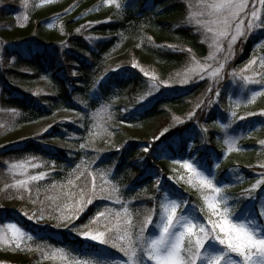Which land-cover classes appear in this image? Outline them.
<instances>
[{
    "label": "trees",
    "instance_id": "obj_1",
    "mask_svg": "<svg viewBox=\"0 0 264 264\" xmlns=\"http://www.w3.org/2000/svg\"><path fill=\"white\" fill-rule=\"evenodd\" d=\"M96 4L97 1L90 3L88 0H62L35 11L27 29H15V32H11V36L26 38L30 36V29L37 28L41 20L62 16L66 33L85 28L83 33L75 37L67 36L68 47L63 50L54 44L42 46L27 42L22 49L15 48L13 51H6L4 55L0 54V116L4 120V123L0 124L4 125L0 128L1 136L5 135L3 133L53 117L58 112L65 111L78 117L75 120L55 123L39 136L38 141L29 138L0 149V222L19 221L41 240L76 250L99 246L63 230L51 229L45 232L31 226L22 215L23 212L30 214L33 210L36 211L41 207V203L46 209L49 190L53 185L64 183L72 169L80 164L83 156L89 152L85 147L53 149L44 146V143L49 140L66 142L71 140L70 137H74L81 144L88 136L92 114L101 105L125 97L127 100L112 108L114 121L132 129H142L155 123L156 126L142 141L147 143L151 138L149 151H142L139 146L141 142L128 139L119 149L102 154L96 159L94 166L112 167V176L109 178L126 184V192L131 193L143 184L145 179L150 182L149 187L152 186L153 170L168 175L171 160L178 158L177 154L185 157L186 145L191 138L195 142V155L198 159L207 157L209 165L215 161L214 158L222 154L215 131L207 127L209 131L205 138L208 144H205L204 148L199 145L200 139L195 132L200 123L211 125L222 118V106H210L209 102L215 100L217 90L220 92L229 86L227 77L217 82L204 79L180 88L175 83L179 78L177 73H183L190 64L191 55L203 60L209 51L207 44L201 43V34L187 22L189 0H126L119 11L113 8L110 14V9L96 11ZM72 10H75L77 17H85L73 23L74 18L65 15ZM82 25L85 27H81ZM54 34V31L50 33V39ZM253 44L251 40L242 44L236 54L238 57L230 62L233 70L237 71L240 64L249 57ZM124 45L129 47V50L122 60L108 65L106 57ZM187 49H191V53ZM133 62L155 73L159 81L172 82V86H162L158 92H153L139 103L134 101L139 95L147 92L148 78L139 71V67H132ZM41 77L49 81L53 94L33 97L9 83L11 79L29 83ZM210 87L212 91H209ZM221 100L223 101V98ZM128 102L131 103L129 107ZM197 104L201 106L197 108ZM256 104L257 111L264 110V99ZM13 109L18 115L13 114ZM193 112L195 120L189 118V114ZM174 117L183 120V123H176ZM165 129V135L156 140L155 137ZM263 132L264 130L254 132L256 142L264 138ZM174 142L178 144L176 149L173 147ZM159 145H162L161 150L158 149ZM254 145L250 141L249 145H245L248 147L246 151L234 152L222 159L217 178H224L228 170L239 168L250 181L252 170L257 168L255 151L252 148ZM33 156L45 165L47 176L38 184L31 185V197L25 193L24 198L19 199L12 190H4L5 184L12 182L5 162L11 163ZM246 185L229 190L236 194ZM37 187L39 199L33 204L31 200L37 197ZM180 189L181 191H174L191 203L200 204L196 192L183 186H180ZM153 192V189L141 192L145 196L137 198L136 201L150 200L148 197L159 195ZM100 202L95 201L87 205L79 213V218L74 221L75 228L89 223L101 210ZM109 251L113 256H117L112 249ZM38 256L36 252H13L10 248L3 247L0 249V264H35Z\"/></svg>",
    "mask_w": 264,
    "mask_h": 264
},
{
    "label": "snow or ice",
    "instance_id": "obj_2",
    "mask_svg": "<svg viewBox=\"0 0 264 264\" xmlns=\"http://www.w3.org/2000/svg\"><path fill=\"white\" fill-rule=\"evenodd\" d=\"M53 2L54 0H40L36 6ZM103 3L105 6L114 5L117 10L121 9L120 0H103ZM23 6L27 9L28 0H24ZM188 7L191 9L192 6ZM196 7L199 10H190L186 19L188 24L194 25L196 31L201 34V43L207 44L209 51L203 60L194 55L190 56V64L183 73H177L179 79L175 83L180 85L196 79L219 81L228 64L235 58L237 43L246 40L256 30L264 29V0H198ZM59 18L58 16L56 19ZM16 19L18 24L23 26L22 22H26L29 17L21 13ZM54 24L55 21H52L46 26L52 28ZM60 31H64L62 25ZM148 39L150 41L151 37ZM261 44H264V41H261ZM259 46L258 44L257 47ZM187 51L191 53V49ZM132 67L139 66L133 62ZM261 70H264V57L253 58L244 68L233 70L229 74L233 80L240 82L247 95L242 99L230 98L227 122H217L223 133V153L217 156L211 165L208 164L207 157L196 159L195 156H181L171 160V163L184 170L178 179L196 192L201 202L199 205H190L181 194L162 187L161 178L157 177L156 189L160 195L148 197L154 202L153 206L145 209L142 220L137 222L128 207L131 201L123 199L119 186L109 178L112 176V170L109 169L100 173L99 198L110 200L120 207H105L103 211H98L88 224L82 226L85 230L75 227L69 229L99 247L76 250L67 246L52 245L35 236L19 221L12 220L0 222V247L36 252L39 254L37 264L42 261H52L53 264H264V171L257 173L255 182L240 195L228 194V189L245 181L239 168L230 169L221 179L217 178L216 172L222 159L231 153L245 150L240 145L241 139L250 137L253 132L264 127V121L260 125L250 122L243 129L235 127L239 121L249 117H264V110L249 112L238 118L236 111L241 106L254 104L259 97H264V71ZM139 71L148 78L147 92L139 97L141 101L153 92H158L162 86H172V82L159 81L156 74L149 70L139 67ZM253 86L260 87L257 89ZM209 91H212L211 87ZM215 95L220 96L219 90ZM200 106L197 104L196 107ZM110 107L109 104L101 105L92 114L94 123L90 135H100L101 132L108 131L102 121L111 120ZM12 112L18 115L14 109ZM193 115L194 112L190 113L189 118ZM180 122L183 123V120ZM3 127L4 125H0V128ZM202 131L206 133L208 129L203 128ZM165 132L167 129L155 139L159 140ZM258 143L264 149V139ZM84 147V144L80 145L81 149ZM188 147L191 151V146ZM143 151L148 152L149 147H144ZM37 159L33 156L11 163L5 162L12 182L6 183L4 190H12L19 199H23L25 193L31 197V185L38 184L47 175L44 172L29 173V168L43 166L34 162ZM76 167L80 169L81 165ZM257 167L264 169V162H260ZM167 179L173 178L170 176ZM92 180L91 195L85 200L81 189L80 198L75 202L77 210L73 212L71 205H65L67 214L61 213L59 222L66 223L70 219H78L80 211L83 210L82 206L93 203L98 193L95 176ZM71 183L69 180V184ZM38 199L37 187V197L31 202L35 204ZM22 215L27 220L38 223L45 218V208L41 203V207L36 211L31 214L23 212ZM92 225L97 227L93 228ZM110 249L120 253V258L113 256Z\"/></svg>",
    "mask_w": 264,
    "mask_h": 264
},
{
    "label": "rangeland",
    "instance_id": "obj_3",
    "mask_svg": "<svg viewBox=\"0 0 264 264\" xmlns=\"http://www.w3.org/2000/svg\"><path fill=\"white\" fill-rule=\"evenodd\" d=\"M59 1H62V0H54V2L52 4L57 3ZM88 1H90V3L97 1V4L95 6V10L97 9L96 11L106 10V9L109 10L110 9V11H108V14H110L111 10L113 8L115 10H117L114 5L113 6H105L103 3V0H88ZM125 2H126V0H120L121 5ZM39 3H40V0H28V7H27V9H25L23 6L24 0H0V54L1 55H4V53L6 51H8V52L13 51L15 48H18V49L24 48V46H25L24 44H26L27 42H32L34 44H38V45H42V46H49L51 44H54V45L60 46L61 50H63L65 47H68V44L66 41L67 36L72 35V37H75V35H79L80 33H83L82 30H84L85 28H82L79 31H77L75 29L74 31H72L70 33H66L65 31H63V33H61L60 26L61 25L63 26V20H61V18H62V16H61L59 19H56L57 17H51L49 20H46V19L43 21L41 20V22L37 28L32 27L30 29L31 30L30 36H28L26 38L19 37V36H16V37L11 36V34H12L11 32L12 31L15 32V29L16 30L17 29H27L30 26V20H31V18H33V16H34L33 14L35 11H38L39 9L44 8L48 5H52V4H47V5L37 7L36 5H38ZM189 4L192 7H191V9L188 8L187 16H188L190 10L192 12H196L199 10L196 7V5L198 4V0H189ZM21 13L27 14L29 17V19L26 22H22L23 26H20V24H18L17 19H16V17L18 15H20ZM67 14L69 15V17L74 18L73 23L75 21H80L85 17V16L84 17L83 16L77 17L75 15V10H72L71 12H68L65 15H67ZM52 21H55L54 26L52 28H48L46 26L47 23L52 22ZM10 26H13V27L10 28ZM192 26H194V25H192ZM63 29H64V27H63ZM52 31H54L55 34L50 39V33ZM201 39H202V37H201ZM247 40L253 41L254 44L252 46L251 53H250L249 57L246 60H244V62L242 64H240V68L237 71L244 68V66L248 63L249 60H251L253 58L259 59L261 57H264V44H261V41H264V29H258L255 32H253L250 36H248L246 38V40H241L240 42H238L236 45V54L241 49L242 44H244ZM258 44L260 45L259 47H257ZM127 50H129V47L126 48L125 45L117 48L116 51L110 53V55L106 57V63H108V65L118 63L120 60H122L121 58L127 53ZM236 57H238V55H235V58ZM230 64L231 63H229L228 66L226 67L224 75L221 78V79H223V78L227 77L228 78L227 85H229V86L225 87L224 89H222V91H220L219 97H216V95H214L215 100L210 105V106H212L214 104H220L222 106V109H223V112L221 114L222 118L216 120V122L211 124V125H207L205 123H200L198 128L196 129V132H195L198 134L199 139H200L199 145H201L202 148H204L206 146L205 144H208L206 142L205 137L207 136V133L209 130L205 133L202 131V129L209 127L210 130L215 131L217 133V139L221 145L220 147L222 148V153L224 151V146L222 143L223 133L221 132L217 122L218 121L227 122L230 98H241L242 99L247 95V91L242 89V85L240 84V82L238 80H233V78L229 75L233 71V66H230ZM258 70H260V69H258ZM261 71H264V70H261ZM200 81H202V80L196 79V80L190 81L189 83L184 84V85H180L179 83H177V84H178V88H180V87H184L185 85L196 84ZM9 83L11 86L15 87L16 89L22 91L23 93L31 94V96H33V97L37 96V95L48 94V93L53 94L52 88L49 84V81L44 77H41L40 79H35V81H31L29 83H20L19 81L15 80V79H11L9 81ZM253 87L258 89L260 86H253ZM142 95H144V94L139 95L134 101H138V103L141 102L139 97H141ZM221 98H223V101L221 100ZM145 99H143L142 101H144ZM262 99H264V97H259L254 104H251L248 106H241L240 108L236 109L237 118L240 115H246L249 112H259L255 109L256 105H257L256 103ZM125 100H127V99L125 97H123L121 99L114 100V101L108 103L111 106L110 111L112 113V118H111V120L102 121L103 126L105 128H107V130H108L107 132H101L100 135H90V130L92 129V125L94 123L92 116H91L90 125L88 126V131H87L88 136L81 143V144L85 145V148L89 152H87V154L85 156H83V159H82L83 164H82V161L80 162V164H77V165H81V168L77 169V167L75 166L72 169L70 175L66 178L64 183H62L60 185H56L49 190L48 197H51L52 199H50L47 202V206L45 209V218L40 220L38 223L28 220L30 222L31 226H35L38 229H43V230H45V232L53 229L54 231L63 230V231H65V233L68 232V233H71V235H76L75 231L69 230L72 227H76L74 225V221L76 219L73 218V219L68 220L66 223H61V222H59V216L61 213L67 214V209L64 207L65 205H71L73 212H75L77 210V206L75 205V202L77 200H79V198H80L81 189H83L85 200L91 195V188H92V184H93L92 177L93 176H95V185L97 187V193H98L97 197L93 199V202L101 201L100 202L101 203L100 204V206H101L100 211H103L105 209V207L117 208V209L120 207V205L113 204L110 200L99 198V187L101 185L100 173L102 171L106 172L109 169L112 170V167L107 166L104 168H101V167L97 168L94 166L95 165L94 163H95L96 159L100 158V156L102 154L107 153L109 151L119 149L120 146H122V144L125 143L126 140H128V139H132V140L141 142L139 144V146L141 147V149L143 151L144 147H149V143L151 142V138L148 139L147 143L142 142V141L148 137L149 132L152 131L153 128L156 126L155 123H152L151 125H148L142 129H132V128L127 127V126H123V125L121 126V125L116 124L114 121V118H113L114 112L112 111V108L117 104H122ZM130 105H131V103L128 102V107ZM174 118H175L174 119L175 122L180 124L181 119L176 118V117H174ZM75 119H78V117L75 116L74 114L63 111V112H58L53 117L46 118V119L31 123L29 125L20 127L19 129L15 130V131L3 133V134H5L3 136H1L2 134H0V149H2L5 146H11V145L18 144L19 142H21L25 139H29V138H35L36 141H38L39 136L42 135L44 132H46L55 123H58L60 121H70V120H75ZM191 119L195 120V116L194 115L191 116ZM254 121L257 125H260L261 122L264 121V117H260V116L249 117L248 119H246L244 121H239L235 125V127L237 129H243L250 122L254 123ZM3 123H4V120L0 116V124H3ZM45 129H47V130L45 131ZM262 130H264V127H261V130H259V131H262ZM229 132L231 133L232 130L230 129ZM254 134L255 133L253 132V134L250 137L245 138V139H241L240 145L246 151L248 147H246L245 145H249L250 141L252 144H255L254 147H252V148L255 151L256 165H258L260 162H264V149H262L258 143L262 139H260L256 142L255 136H253ZM262 135H264V132ZM262 135H260V137ZM70 139L71 140L66 141V142H62V141H58V140H49V141L44 143V146H47V147H50L53 149L54 148L79 149L81 144L74 137H70ZM194 144H195L194 139H191L188 146H191V151L196 152L195 151L196 147ZM188 152H190L189 147H188L187 153ZM192 156H195V158H196V155H192ZM34 162L41 163L39 160H36ZM41 164L43 166L40 168H29V173L30 174H37L40 172L47 173L45 170V167H44L45 165L43 163H41ZM173 169H176V171H173ZM49 170H50V168H49ZM262 171H264V169H261L259 167H257L255 170H252V175L250 177V179H251L250 181H248L249 178H247L243 173L240 172L245 177V181L243 183L238 184L235 187H232V188H237L239 186L246 185L247 182H248V184L246 185L245 188L250 187L251 184L254 183L255 179L257 178L256 174L259 172H262ZM152 172H153L151 174L152 186L149 187L148 184L150 182H147L145 179L144 184H141L138 188H140L144 185L145 191H149V189L150 190L153 189V191H154L153 193L156 195V193H158L157 189H156V178L159 177V178H161V186L162 187H166V188L172 187L173 190H179V187L183 186L187 189H190L186 184H184L182 181H180L178 179L179 175L184 173V170L181 169L179 167V165H175L172 163L170 166V173L168 175H165L162 172L156 171V170H153ZM216 172H217V176H218V169L216 170ZM77 176H79V178H77ZM170 176L173 178L172 180L167 179ZM69 180L72 181L71 184H69ZM114 182L119 186L123 199L125 201H131L128 204V207L134 213V220L137 222L142 220L143 215L145 214V209L151 208L153 206L154 202L153 201L148 202V200H142V203H140L139 201H136V200H137V198H141L142 196L144 197L145 195L143 193L137 194L136 189L131 191V193L130 192L129 193L124 192L126 184L119 183L117 180H115ZM245 188H242V190L240 192H237L236 194L232 193L228 189V194L229 195H240ZM193 192H195V191H193ZM183 198L185 199L184 196H183ZM190 205H199V203H194V202L191 203L190 202ZM5 206H7V205H5ZM86 207H87V205H84V206H82V209L84 210ZM33 211H35V210H33ZM50 219H53V220H50ZM82 226L83 225H80V227H78V229L85 230V229H83ZM91 227L95 228L97 226L92 225ZM101 230H103V229H101ZM1 248H3V247H0V249ZM11 250H13V249H11ZM15 251H20V250H13V252H15ZM112 251H115V250L112 249ZM20 252H27V251H20ZM116 254H117L116 257L120 258V253L116 252ZM17 255H19V253ZM38 260H39V256L36 258L37 262H38ZM37 262L35 264H37ZM40 264H53V262L52 261H42V262H40Z\"/></svg>",
    "mask_w": 264,
    "mask_h": 264
},
{
    "label": "bare ground",
    "instance_id": "obj_4",
    "mask_svg": "<svg viewBox=\"0 0 264 264\" xmlns=\"http://www.w3.org/2000/svg\"><path fill=\"white\" fill-rule=\"evenodd\" d=\"M189 141H190V140H189ZM189 141L187 142L186 147L188 146ZM173 147H174V149H176V148L178 147V144H176V142H174V143H173ZM158 149L161 150V149H162V145H159ZM177 157H178V158H176V159H179V158H180V156H179L178 154H177ZM185 157L187 158L186 154H185ZM66 233H68V232H66ZM68 234H69V233H68Z\"/></svg>",
    "mask_w": 264,
    "mask_h": 264
}]
</instances>
